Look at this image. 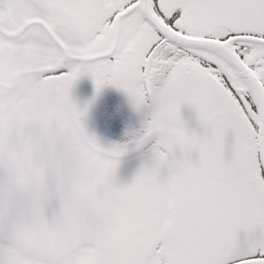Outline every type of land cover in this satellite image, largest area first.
<instances>
[{"label":"snow or ice","instance_id":"snow-or-ice-1","mask_svg":"<svg viewBox=\"0 0 264 264\" xmlns=\"http://www.w3.org/2000/svg\"><path fill=\"white\" fill-rule=\"evenodd\" d=\"M5 14L51 29L69 87L88 76L152 109L136 142L154 139L151 164L95 264H264V0H0Z\"/></svg>","mask_w":264,"mask_h":264},{"label":"water","instance_id":"water-1","mask_svg":"<svg viewBox=\"0 0 264 264\" xmlns=\"http://www.w3.org/2000/svg\"><path fill=\"white\" fill-rule=\"evenodd\" d=\"M30 23L0 15V245L26 264H72L88 248L76 264H95L101 237L121 215L119 193L151 164L152 154H138L154 139L126 146L100 134L91 87H69L70 73L44 80L68 67L70 53L50 28ZM181 116L197 126L190 108ZM114 146L124 154L113 177Z\"/></svg>","mask_w":264,"mask_h":264},{"label":"flooded vegetation","instance_id":"flooded-vegetation-1","mask_svg":"<svg viewBox=\"0 0 264 264\" xmlns=\"http://www.w3.org/2000/svg\"><path fill=\"white\" fill-rule=\"evenodd\" d=\"M63 12L67 15H76L77 12L72 8H65ZM29 48H36L39 45L33 42H27L22 44ZM65 65V64H64ZM71 68L68 71L61 72L59 75H46L44 80H54L57 76L66 75L71 72ZM40 81V80H39ZM88 85L93 89L94 97L97 99V104L100 108V120H97L99 127V133L105 136V138L116 144L121 145H136L137 140L143 136L146 125L151 119V107L145 105L137 110L129 97L121 90H118L112 85L102 86L99 91L94 87L93 81L88 76H82L77 79L73 84ZM155 141H152L145 150L138 155L141 161H144L147 155L152 154V145ZM88 248L79 249V253L76 255V264L80 258H82L87 252ZM22 259L15 256L14 250L0 245V264H26Z\"/></svg>","mask_w":264,"mask_h":264}]
</instances>
